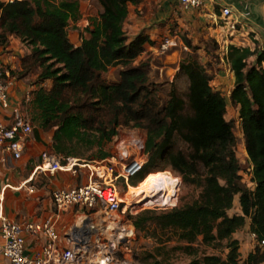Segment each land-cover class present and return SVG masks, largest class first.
<instances>
[{
	"label": "trees",
	"instance_id": "16d2710c",
	"mask_svg": "<svg viewBox=\"0 0 264 264\" xmlns=\"http://www.w3.org/2000/svg\"><path fill=\"white\" fill-rule=\"evenodd\" d=\"M95 1L102 12L85 29L80 47L68 33L70 24L81 19L79 0L0 1V50L18 38L30 48L21 61L20 77L38 71L40 84L51 83V88L40 87L32 95L40 127L54 131L55 152L64 159H82L86 152L102 151L121 125L145 130L149 163L163 160L185 184L201 190L190 204L130 217L136 231L161 245L147 256L152 260L149 264H171L159 259L166 250L160 234L170 235L165 242L175 238L178 246L174 248L193 257L187 264H264V52L230 46L227 55L235 78L230 101L240 108L245 147L253 165L250 189L241 185L235 121L226 120V98L212 86L214 79L206 67L190 55L179 66L180 74L189 80L191 115L184 113L185 103L174 88L160 107L148 88L147 66H134L150 39L129 40L124 30L129 7L140 0ZM120 66L119 82L108 83L103 75ZM177 135L190 145L189 156L173 152ZM163 179L173 180L167 173L148 172L131 185L149 181L157 190ZM133 189L150 194L148 183ZM236 197L241 214L230 216ZM248 221L258 245L242 260L233 236ZM199 241L215 248L226 242V258L199 257L194 247Z\"/></svg>",
	"mask_w": 264,
	"mask_h": 264
},
{
	"label": "rangeland",
	"instance_id": "374dc122",
	"mask_svg": "<svg viewBox=\"0 0 264 264\" xmlns=\"http://www.w3.org/2000/svg\"><path fill=\"white\" fill-rule=\"evenodd\" d=\"M7 3L6 0H0ZM143 2L144 8L141 11L135 10L130 6V16L124 25L125 33L129 40H133L138 36H143L145 30H137V22L141 18H146L145 22H149L152 31H157V34H146V37L150 39L149 43L145 46L143 53L134 63V66L144 64L148 70V88L153 91L154 95L160 107L165 105L168 93L174 88L179 98L185 103L186 115H191L192 111L188 103V89L189 80L184 74H180V64L182 60L188 55L195 57L199 63L204 65L209 74L214 79V89H218L219 92L227 96L229 89V75L226 72L224 57L219 54V41L221 46L226 47L228 42V30L223 29V26L218 23L219 29L215 22L211 20H203L200 22L198 15L202 12L192 14L184 13L177 5L172 6L171 12L166 13L165 0H140ZM81 19L77 23H71L68 29L69 38L75 42H81L83 37H86L85 29L86 23L90 24L92 20L98 19L102 8L95 0H80ZM186 14H188L186 16ZM206 14V13H203ZM190 17L188 21H180L184 17ZM213 20V19H212ZM214 21V20H213ZM196 22V23H195ZM141 27V26H140ZM138 31V34H137ZM250 34H245L242 39H248ZM165 38L173 39L178 47L172 49L166 54L159 52L161 42ZM241 40V39H239ZM236 43H244L243 40ZM177 52L176 55L172 56ZM30 53V48H28ZM27 52V53H28ZM174 52V53H173ZM264 52V51H262ZM255 59V58H254ZM123 68L113 67L103 75V78L108 83L119 82V73ZM222 72V80L219 77V73ZM18 73V72H17ZM17 79H24L20 77V74L15 75ZM29 80V83L35 85L38 79V71L32 72L29 76L25 77ZM34 83V84H33ZM46 85V83H44ZM46 88H49L46 86ZM39 89V88H38ZM32 105V104H31ZM30 106L25 111L30 118L37 117L36 111H30ZM32 116V117H31ZM226 118L229 121H235V135L238 141L237 156L239 162L243 168L244 180L243 184L246 188H252L250 179L252 164L250 163L245 142L243 130L240 124V119L237 111H234L233 107L229 104ZM131 130H140L146 135V131L141 128H135L133 124L121 125L117 129L118 134L129 132ZM115 151V139L112 142L106 143L102 151L94 150L92 152H86L82 160L87 161H101L105 158L102 154L111 156ZM173 152H182L184 155L189 156L191 154L190 145L184 142L178 135L174 139ZM106 157V158H107ZM79 159V158H78ZM250 171V172H249ZM151 172H163L172 177L173 180L165 181L160 180V185L155 190L149 181L139 183L137 186L129 185V189L123 192V203H128L129 209L126 213H106L105 210L101 213H85L82 217H77L72 229L66 233V239L69 240L71 245L74 244V248L77 247V251L74 250L75 258L68 264H149L152 263L151 259L147 256L155 254V250L161 245L158 244L154 238L146 236L145 233L136 231L131 216H136L147 210L162 211L165 209H172L174 207H181L186 204H190L198 199L200 189L193 185L184 183L183 177L179 173L173 171L167 167L163 160L150 162L145 171L133 180L138 182L146 173ZM199 172L204 174L205 170L202 166H199ZM144 183L149 184L150 194L147 191L138 188ZM120 186H123L121 183ZM130 190L139 191L138 200L129 201ZM241 213L239 204V197H236L234 207L230 211V216H234ZM82 220H85L81 222ZM73 231V232H71ZM162 236L165 247V251L162 253L164 262L171 264H187L193 257H190L185 252L176 250L174 247L178 246L177 240L173 238L169 242H165L170 237ZM63 238V236L61 235ZM233 239L238 241L240 245L241 259L245 260L248 255L253 252L258 245L256 238L252 236L250 231V222H247L246 227L237 232ZM225 243H222L218 248L208 247L202 245L201 241L194 245L197 249L199 257L204 255H216L226 258L228 250L225 249ZM71 249V248H70ZM109 259V260H107ZM66 264V263H65Z\"/></svg>",
	"mask_w": 264,
	"mask_h": 264
},
{
	"label": "built area",
	"instance_id": "2783aa9c",
	"mask_svg": "<svg viewBox=\"0 0 264 264\" xmlns=\"http://www.w3.org/2000/svg\"><path fill=\"white\" fill-rule=\"evenodd\" d=\"M13 1L22 0H7V2ZM169 1L177 2L184 12H206L209 6L215 7L214 22L217 28L219 29L218 23H220L223 29L228 30L229 39L226 47L223 48L217 41L219 54L224 57L225 61H227L229 47L238 46L237 39L248 34L235 18V11L230 5L216 4V0ZM86 25L89 26L88 23ZM240 46L244 47L243 44ZM176 47L178 45L173 39L165 38L161 42L159 52L166 54ZM14 83L12 70L4 64L0 55V106L4 110H11L8 119H0V161L4 163L9 157L13 160L22 158L24 141L33 133L32 119L25 112L33 101L32 94H26L21 106H12L10 95ZM114 139V153L101 161L64 159L49 153L42 155V163L37 170L50 174L58 171L78 174L79 171L86 170L88 171V183L71 190L55 191L52 194V201L56 213L54 217L42 223H19L5 218L0 219V236L4 242L0 252L10 264L72 262L75 258L74 250L60 251L59 247L62 237L58 222L64 213L69 211L93 213L104 210L110 214L127 212L129 207L122 202L123 192L125 193L133 180L145 171L150 161L146 150L147 133L145 135L140 130H131L122 134L117 133ZM244 172L241 174V185L245 187ZM250 173L252 175L250 182L254 186L252 183L253 165ZM121 183L123 186H120ZM27 235L45 239L46 244L40 253L34 256L27 253ZM252 236L256 238L254 234Z\"/></svg>",
	"mask_w": 264,
	"mask_h": 264
},
{
	"label": "crops",
	"instance_id": "0c3cea01",
	"mask_svg": "<svg viewBox=\"0 0 264 264\" xmlns=\"http://www.w3.org/2000/svg\"><path fill=\"white\" fill-rule=\"evenodd\" d=\"M216 4L232 6L235 11V18L241 23L242 28L250 34L248 39L239 38L243 40L244 43L241 42L237 45L240 46L243 44L244 47L262 53V51H264V0H216ZM174 5L179 7L177 2L165 0L166 13H170V10ZM132 7H134L135 10L141 11L144 8V5L142 1H139L138 5ZM187 13L189 14L190 12ZM191 13L195 14L197 12ZM188 14H186V16ZM214 14L215 7L209 6L206 12H202L198 15V18H200V22H203V20H211L213 23ZM186 16L179 20V22L190 20V17ZM145 21L146 18H141V20L137 22V30L140 31L141 28L142 30H145L144 37H146V34H157V31H152L150 29V23ZM239 39H237V41ZM71 42L76 47H80L82 44V40L81 42H75L71 39ZM27 52L28 48H26L16 37L11 39L10 44L5 49L0 50L1 59L4 64L12 70L14 78L16 77L15 75L18 74L17 72L21 71V61L27 55ZM174 52L175 54L172 56L177 54L176 51ZM251 60L253 62L255 61L254 58ZM224 69L229 75L230 91L227 96L222 93L227 101V110L229 109L230 104L234 111H237L239 116V106L232 105L230 101V94L234 89L235 84L234 74L228 63L225 64ZM219 74L218 78L222 80V72ZM47 84L48 85L38 84L36 82L35 85H32L27 78H15V83L10 95L11 105L21 106L27 93L32 94L34 91L38 90V88L43 86L51 88V83L47 82ZM212 86L214 87V80ZM216 91L219 90L216 89ZM31 104L30 111H36L33 106V101ZM10 113L11 110H4L0 106V119H8ZM38 116L37 112L36 119L31 118L33 122V133L24 141V153L22 158L20 160H13L9 157L5 163L0 161V219L5 218L9 221L19 223H42L54 217L56 213L52 201V194L55 191L71 190L88 183V171L86 170H81L78 174H73L69 171H58L54 174H50L41 172L39 169L37 170L42 163L41 159L44 153L64 158L63 156L58 155L54 150V131L43 130L40 127ZM226 120L229 121L227 118ZM100 212L102 213L103 211ZM82 214H85V212L69 211L61 215L58 222L59 231L63 236L59 244L60 251L68 250L70 248L77 251L78 248H74V245H71L69 240L66 239V233L68 230L72 229L75 220L82 217ZM240 214L241 213L237 215ZM83 221L85 220H82L81 222ZM3 244L4 242L0 236V249ZM45 244L46 241L43 238L26 236L27 253L31 256L40 253ZM0 264H10L1 255V252Z\"/></svg>",
	"mask_w": 264,
	"mask_h": 264
},
{
	"label": "bare ground",
	"instance_id": "6f19581e",
	"mask_svg": "<svg viewBox=\"0 0 264 264\" xmlns=\"http://www.w3.org/2000/svg\"><path fill=\"white\" fill-rule=\"evenodd\" d=\"M135 190V189H134ZM134 190H130V195H129V201L131 202V201H134V200H138L139 199V197H138V190L137 191H134ZM142 190V189H141ZM149 191H150V189H149ZM123 198H124V196H122V202H124L123 201ZM126 204H128L127 202H126ZM103 264V263H102Z\"/></svg>",
	"mask_w": 264,
	"mask_h": 264
}]
</instances>
